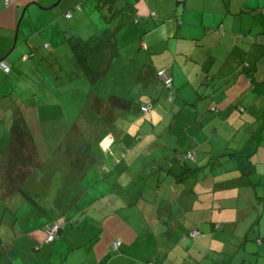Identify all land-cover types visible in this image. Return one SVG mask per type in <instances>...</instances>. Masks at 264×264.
Wrapping results in <instances>:
<instances>
[{
  "label": "rangeland",
  "instance_id": "obj_1",
  "mask_svg": "<svg viewBox=\"0 0 264 264\" xmlns=\"http://www.w3.org/2000/svg\"><path fill=\"white\" fill-rule=\"evenodd\" d=\"M75 1L77 0H62L61 3H57L58 5L52 11L56 16L51 14L49 25L45 26L41 33H37L34 36V42L39 44L37 47H44L45 44L49 46V49L43 48L44 53L42 56L49 55V57L52 56L57 59L49 62V67L47 68L41 64L47 73L49 89L46 86H42L44 79L41 74L31 75V78H34L33 82H36L37 78L39 87L42 86L41 90L39 91L38 88L37 96L24 95L19 104L25 109V112L20 116L24 118L29 131L31 130L32 132L30 133L37 140L40 159L44 163V168L39 170H37L38 167H35L36 169L26 168V174L30 173V178L20 174L19 183H21L22 179L28 180V182L23 184H26L27 190L31 192V196L39 204L42 203L49 206L53 201L56 202L58 193L61 191L60 197L65 196L62 202L64 204L63 207L68 209L69 206L76 203L75 207L80 208L81 211L71 210L73 211L75 223L71 224L65 231L67 234L65 240L68 243L64 240L65 243L62 246L46 244V240L43 241L41 236H39L41 240L36 238L33 240L35 245H39L42 250L27 251L28 254L25 257L30 259L29 263L31 264H160L162 261L165 264H174L176 261L179 264H243L245 260L243 259V253H240L237 249L241 241L238 245H235L237 239L228 238L223 232L217 234V236H212L216 235V233L214 231L210 233L211 223L205 224L203 227L197 223L193 212L194 209L191 206L192 203L199 206L200 202H203L204 205L209 203L210 207L212 203H215V207L211 209L216 210L214 211L215 218L219 223L230 218L234 221L241 214L238 213L237 208H233L238 202L245 207L247 206L248 210L256 212L252 203L257 206L258 200L254 198V188L251 185H247L246 188L251 192L252 200L247 197L243 198L244 195L242 194L244 193L242 192L222 190L227 186L225 176H221L218 183L214 184L211 175L209 176L203 171L197 174L191 172L186 180L187 183L182 185L183 191L180 192V194H183L182 198L178 201L179 203H174L176 201L175 197L179 193H174L172 189L168 188V184L165 183L167 172L161 171V175L157 172V169H153L154 175H150V171H146V174L135 176L133 174L136 172L135 169L132 172V169L127 168L130 163H128L129 158H112L103 153V149L109 147L110 143L104 141L102 149L98 140L100 136L105 137L107 130H110V126L107 128L105 124H101L102 120L106 121V118L102 114V110L98 111L93 108L91 96L100 92L107 97V101L112 95L118 99L125 98V100V96H129L127 100L131 101V110L120 112L115 103L114 106H111L112 108H106L107 111L105 110V112L107 115L109 111L110 115L112 114L111 111L117 113L115 118V121H118L115 129V132L119 135V139L116 137L117 142L121 141L122 134L128 139H133V141L129 145H125L123 149H121V146L115 145L110 152L125 151L126 155H128L131 152L129 151L130 149H133L138 142L139 145L143 141L140 140L142 135L154 139L160 137L162 140L160 143L151 145L147 150H144V145H142L136 151L137 154L139 153L140 159L148 162L154 159L155 153H164L172 159L176 158L175 153H172L171 149L166 147L163 142H167L165 138H167L168 142H174L177 137L173 132V128H168L175 118L176 110L172 112V109L177 98L167 94L165 97H161V89L158 90V94L154 97L147 94L140 97L137 95L138 89L133 85L132 69L139 66L140 63L138 59H132L131 52L133 47H136V32L134 28L144 24L142 18L135 17L139 19V24L127 23L118 29L120 16L107 22L105 16L109 15L110 12L109 7L102 3L103 0H78L74 4ZM98 3H102L101 9L97 8ZM79 6L83 7L85 13H81L78 9ZM62 11L63 14L61 15ZM70 11H73L76 18L72 21L64 20V14ZM78 15L83 16L77 20ZM139 17L141 16L139 15ZM107 26L115 31L118 29L117 38L121 48V55L115 59V63L105 79L95 85L90 84L86 79L68 82L66 80L67 74L75 68V57L67 43L68 38L74 35L88 39L92 34H101ZM66 31L72 35H65L68 34ZM16 35L10 40L12 44L17 42V31ZM6 45L9 46V42ZM48 80L46 81L47 84ZM20 81L25 83L24 79H20ZM130 96L133 100L130 99ZM32 101L35 102L36 107H31L32 112H30V109L26 106H29ZM151 104H153V111L151 109V112L144 114L141 111V107L144 105L149 107ZM151 113L155 115L156 128L154 130L156 134H152L146 124L152 118ZM111 126L113 128V125ZM12 127L10 129L6 127L1 129V132L9 130L10 140L1 136L0 149L4 148L8 151L12 141ZM0 134L2 135V133ZM5 140H7L6 147H4ZM84 140L86 143L83 142ZM128 146L129 150H126ZM250 146L247 145L244 150H247ZM85 149H87V152ZM104 150L108 151V149ZM168 151H171V154H168ZM89 152L91 155H89ZM225 153L226 148L224 147L217 155L222 156ZM142 154L145 155L142 156ZM102 156L105 158L104 160L100 159ZM27 157L25 155L23 161L29 159ZM157 157L160 158L161 155L157 154ZM263 159L262 161L258 159L257 165L255 163L256 159H254L250 165L255 164L263 168L261 163ZM224 160V157H220V159H215L214 157L213 162L216 163L218 168L219 164L224 163L226 165ZM78 164H80L79 169H77ZM190 164L189 162L188 169H190ZM205 165H200V167ZM2 166H0L1 171L4 169V166ZM193 167L196 170L198 166ZM212 168V164L207 167L210 172H212ZM222 169L223 167H220L219 172ZM167 170L168 168H165V171ZM0 174L2 175L0 192L4 188L6 189V195L9 187L8 184H4L5 176L2 172ZM86 174L95 177L94 181L92 182L91 177L86 179ZM97 179L104 183L105 186L110 185L112 187V191L107 193L106 197L100 193V186L95 185L97 184ZM248 179L246 177V181ZM251 180L262 183L260 171L252 174L250 176ZM160 182L161 185H159ZM42 186H45L44 190L39 189ZM194 186H196V194L193 191ZM218 186L222 189L216 190ZM69 188H71V191L67 193ZM113 188H117L118 191H113ZM207 190L211 191V193L206 194ZM2 195L5 196L0 193V196ZM133 195L137 196L136 200V197H134L136 203L126 210H120L118 206L119 209L116 212H106L103 209L104 207L107 208L105 203L101 204L103 200L107 199L109 200V206L112 204L116 207L119 201L126 206L127 200ZM234 195L240 200L229 199ZM91 197L98 199L95 203L96 207L93 206L94 202L90 201ZM0 198L3 199L0 201V207H6L7 204L12 205L8 210L0 208V213H3L4 217L3 223L0 220V225L3 227L0 230L2 240V242L0 240V246L3 243L12 250L18 247L23 250H29L28 246H30V240L27 237L21 235L22 237L15 238L18 230L14 231L12 229L14 223L21 221L25 226H28L31 221L29 226L32 228L44 226V229H39L44 232L48 227L45 228V226L52 220L57 219L59 214L58 209L51 207L49 216L41 213L43 216L40 217L41 211L37 210L39 218L34 219L26 215L28 210L23 207V204L35 206L31 204V201H27L21 193L14 195L10 198L11 200ZM5 198L8 197L6 196ZM206 198L210 199L209 202H207ZM100 208L103 214L97 211ZM17 215L19 220L16 219ZM101 216H104V218H101ZM25 217L31 220H27ZM115 219L119 220L120 225H110L109 222L112 223ZM124 219H127L129 223L124 224ZM158 219H163V224L160 225V227H164L163 233L162 230L157 229L158 225L154 223L159 221ZM245 219L247 221L246 216ZM39 223L41 225H38ZM253 223L251 225V233L255 234L256 237L250 244H254L256 248H264V243L259 244L257 240V232L261 230ZM222 226L226 227L227 225ZM240 226L239 223L235 225L237 228ZM252 226L254 227L253 229ZM145 229L150 233L149 236L142 234ZM194 230L199 231L200 235L198 237L190 235ZM262 231H264V224L262 225ZM69 233H71L72 239L68 237ZM158 233L160 235H157ZM261 238L264 240V235ZM118 240L124 243V247L114 251L112 242ZM56 246L58 249H55ZM2 249L0 250V255L4 256L5 259L0 264H14L10 263L9 250L7 252ZM254 256H257V254ZM23 259L25 258L23 257ZM260 259V264H264V251L261 253ZM244 264H247V262ZM248 264H255V261Z\"/></svg>",
  "mask_w": 264,
  "mask_h": 264
},
{
  "label": "crops",
  "instance_id": "obj_2",
  "mask_svg": "<svg viewBox=\"0 0 264 264\" xmlns=\"http://www.w3.org/2000/svg\"><path fill=\"white\" fill-rule=\"evenodd\" d=\"M60 1L0 0V61L7 63L11 67L9 74H6L0 69V133H2L0 137L4 136L10 140L9 130H3L1 132V129L5 127L10 129L14 125L15 118L25 112L24 107L19 105L24 95L37 96L38 88L40 91L42 86H46L49 89L47 73L41 64L47 68L49 67V62H53L57 58L49 57V55H45L46 57L43 56L40 59H36L35 57L33 60L30 59L31 61H24L22 58L25 55L31 54L33 49L39 46L38 43L36 44L34 42V36L37 33H41L44 27L49 25L51 22L49 21L51 14L56 16L53 12H49L48 7L51 5L55 7ZM125 1L128 4H132L134 12H137L141 16L139 18L144 20V24L134 28L136 32V47H133L131 52L132 59H138L140 63L139 66L133 67L132 69L133 85L138 89L137 95L140 97L147 94L154 97L158 94V90L161 89V97H165L167 92L157 76V73L162 70L167 71L171 75L175 84L177 100L174 103L172 112L176 110V114L168 128H173V132L177 137L174 142H168L167 138H165L167 142L164 141L163 144L170 148L176 156L181 153L194 152L196 161L193 163L190 162V167L195 168L193 166H198L195 174L203 171L209 176L211 175L214 184L218 183L221 176H225L227 181L226 188L222 189L218 186L216 190L222 189L228 192L231 190L234 192L239 191L244 193L242 194L244 195L243 198L247 197L252 200V194L246 188L247 185H251L254 188V198L258 200L257 206L252 203L256 212L248 210L246 208L247 206L245 207L238 202L233 208L238 209V213H241L240 217L234 221L231 218L229 220L225 219L222 222L224 224L216 220L214 213L216 210L211 209L215 207V203H212L210 207L209 203L208 205H204L203 202H200V207L192 203L191 207L194 209L193 212L196 222L202 227L205 224L211 223L210 233L212 231L216 233V235L212 236H217V234L223 232L228 238L237 239L235 245H238L241 241L242 245L239 244L237 249L240 253H243V259H245L243 264L246 262L247 264L253 263L254 261L255 264H260V255L264 251V248H256L250 242L256 237L255 234L251 233V225L253 222L261 230L257 232V240L262 239L261 236L264 235V231H262V225L264 224V0H184L182 4H178L175 0ZM37 5L48 9L42 10ZM78 9L82 14L85 13L83 8ZM70 12L72 13V18L67 19L64 17V20L72 21L76 18L73 11ZM70 12H66L65 14ZM82 16L78 15L77 20ZM20 20L21 22H19ZM19 23L20 26L18 27ZM17 30L19 31L17 42L12 44L10 40L16 35ZM66 33H68L65 34L67 36L72 35L68 31ZM7 42H9V46L6 45ZM64 43L66 42L64 41ZM41 52L42 54L44 53L43 50ZM114 63L115 60L112 66ZM34 74H41L43 76L44 82L41 87L37 83V78L36 82H33L34 78H31V75ZM20 79H24L25 83H21ZM83 79H86L90 83L86 77L82 76L76 80ZM47 80L48 84L46 83ZM76 80H68V82H75ZM125 97L126 100L125 98L122 99L126 101L125 106L128 108L118 109L120 112L131 110V101L127 100L129 96ZM90 98L93 100V108H96L98 111L102 110V114L106 118V121L102 120L103 122L101 124H105L107 128L110 126V130H107L105 137L100 136L98 140L99 146L102 149L104 147L102 146L104 141L110 143L108 145L109 147L104 148L108 149V151L103 149V153L107 154L108 157L129 158L128 163H130L127 165V168L132 169V172L135 169L136 172L133 173L135 176L146 174V171H150V175H153L152 169L154 167L151 162L154 160L161 164L163 168L169 167L174 175L184 173L182 166H176V158L172 159L167 154L155 153L154 159L150 162L139 158V153L137 154L136 151L141 148L140 146L144 145V150H147L151 145L160 143L162 141L160 137L154 139L142 135L140 140L143 141L139 145L138 142L130 150L129 146L126 147V150L131 151L128 155H126L125 151L111 153L110 151L115 145H118V147L121 146V149H123L133 139H128V137H124V134H122L121 141L119 140L118 143L116 140V137L119 139V135L115 132L118 124V121H115L117 113L111 111L112 114L110 115L109 111L107 115L105 112L106 109H104L106 106H103L101 103H108L111 99L115 98L114 95L108 101L106 100L107 97L100 92ZM130 99L133 100L131 96ZM151 105L153 108V104ZM145 106L147 105L142 107ZM26 107L32 112L31 107H36L35 102L32 101ZM154 117L155 115L153 113L151 120L146 122L152 134H156L154 130L156 128V120ZM111 125H113V128ZM32 137L40 158L37 140L34 136ZM83 142L86 143L85 140ZM232 144L234 146L231 147ZM6 145L7 140L4 141V147ZM247 145L251 146L247 150H244ZM224 147L226 148V152L232 148L236 155L230 157L229 165L222 163L217 168L213 159L214 157H220L217 154ZM10 148L11 144L8 151L4 148L0 149V166H8ZM85 150L87 152V149ZM171 151H168V154H171ZM157 154H160L161 157L158 158ZM89 155H91L90 152ZM144 155L142 154V156ZM100 159L104 160L105 158L102 156ZM254 159H256V165L258 164V159L260 161L263 159V162H261L263 168L255 164L250 165ZM203 164L206 165L200 167ZM210 164L213 165L212 172L207 169ZM170 165L173 166L170 167ZM220 167H223L221 172H219ZM79 168L80 164L77 166V169ZM257 171H260L262 183L255 180L250 181V176ZM0 172L4 175L3 171L0 170ZM208 175L206 176L208 177ZM85 177L86 179L91 177L92 182L95 178L88 176V174ZM246 177L249 178L247 181ZM1 178L2 175L0 174ZM186 180L184 182H178L172 175L171 177L167 176L165 179L168 188L172 189L174 193H179L175 197L176 201L174 203H177L182 198L183 194H180V192L183 191L182 185L187 183ZM5 183L6 179L4 181ZM95 185L100 186V193L104 194L102 195L104 197L112 191L110 185L105 186L98 179ZM44 188L45 186H42L39 189L44 190ZM260 188L261 190H259ZM5 190L2 188V192L0 193L5 195ZM69 191H71V188L68 189L67 193ZM113 191L116 192L118 190L117 188H113ZM193 191L195 194L197 193L196 186H194ZM59 192L57 201L50 203V207L58 208V211H66L67 209L63 207L64 204L62 203L65 196L60 197L62 193L61 191ZM208 193H211V191L206 192V194ZM14 195H18V193ZM14 195L6 192L5 196L2 195L0 197L10 199ZM6 196L8 198H5ZM229 199L240 200L236 198V195ZM2 200L0 198V201ZM97 200L92 197L90 198V201L94 202L93 206L95 207L97 206L95 204ZM206 200L209 202L210 199L206 198ZM108 201L105 199L101 204L103 205L105 203L107 208L104 207L103 209L106 212L110 211L112 213L116 212L119 207L120 210H126L136 203L134 196L129 197L126 206H124L123 202L119 201L116 205L117 208L112 204L109 206ZM40 206L43 210H40L39 216H49V206L42 203ZM11 207L12 205L7 204L6 207L1 206L0 208H6L8 210ZM23 207L30 211V213L26 211V215L34 219L39 218L37 216V210L33 206H28L24 203ZM97 211L102 213L101 208ZM59 215L60 212L57 216ZM245 216L247 217V221ZM70 218H72L71 214L68 215V218L57 219L63 222V220L68 221ZM101 218H104V216H101ZM16 219L19 220L18 215ZM0 220L2 223L4 222L3 213H0ZM27 220L31 219L27 218ZM68 223L65 226L62 238L52 244H58V246L64 245L65 241H67L65 240L67 236L65 231L68 229ZM109 223L110 225H120L117 219ZM127 223L129 221L124 219V224ZM154 223L158 225L157 229L162 230L163 233L164 227H160L163 224V219ZM238 223L241 226L237 228L235 225ZM30 224L31 221L29 222ZM29 225L25 226L23 222L18 221L12 227L14 231L18 230L15 238L24 236L30 240L29 250H23L19 247L13 250L9 249L8 255L13 257L11 262L14 264H31L29 263L30 259L26 258L25 255L28 254L27 251H37L38 247H40L39 245H35L34 238L38 240L42 238L43 241L46 240L47 226H50L51 222L45 226L47 228L44 232L39 230L44 229V226L32 228ZM38 225H41V223ZM222 225L227 226L223 227ZM2 229L3 227L0 225V230ZM160 233L157 235H160ZM142 234L149 236L150 233L145 229ZM68 237L72 239L71 233H69ZM114 243L115 241L112 242V247ZM123 247L124 243L122 242L120 249ZM55 249H58V247L56 246ZM254 253H259L260 255L257 254V256H254ZM1 257L4 256L0 255ZM160 264L165 263L162 261ZM174 264L179 263L176 261Z\"/></svg>",
  "mask_w": 264,
  "mask_h": 264
},
{
  "label": "trees",
  "instance_id": "obj_3",
  "mask_svg": "<svg viewBox=\"0 0 264 264\" xmlns=\"http://www.w3.org/2000/svg\"><path fill=\"white\" fill-rule=\"evenodd\" d=\"M61 1H60V3H61ZM183 1L184 0H182V1L176 0V2L178 4H182ZM102 3H104V5L109 7L110 13H109V15L105 16V20L107 22H110L115 17L120 16L118 29L127 23H135V24L140 23L139 19L135 18V17L139 18V15L137 12L136 13L134 12L133 5L128 4L125 0H103ZM102 3H98V6H97L98 9L102 8ZM53 6L54 5H51L50 7H48L49 12H52L53 9L56 8V6L55 7H53ZM38 7L42 10L45 9V7L44 8L41 6H38ZM48 8H46L45 10H47ZM78 8L81 9L83 7L79 6ZM67 14H64V17L67 19H71L72 13L70 12ZM21 20H22V18H21ZM21 20H20V22H21ZM19 26H20V23H19L18 27ZM18 30H17V32H19ZM117 30L116 31L112 30L111 28H109L107 26L101 34L93 35L88 39H83L81 37H76V36L70 37L68 39L67 43H68L71 51L73 52V55H75L74 56L75 57V68L72 71L68 72L67 77H66L67 80L74 81L77 78L82 76V77H86L90 81V83H92V84L101 82L107 76L108 71H109L110 67L112 66L113 61L121 55V48H120L118 38H117ZM43 48L49 49V46L45 44L44 47L34 48L33 51L31 52V54L25 55L22 59L24 61H27V60L29 61L30 59H34L35 57H36V59L42 58L43 56H42L41 50H43ZM1 62H3V61H0V63ZM5 64L10 68V71L8 73L5 71L4 72L6 74H9L11 72V67L7 63H5ZM51 71L53 73V69ZM161 72H166L167 74H168V72L165 70H162V71H159L157 73V76L160 79V81L162 82L165 91L167 92V94L169 96L176 97V88H175L174 81H173L172 87H170V88L167 87L160 77ZM169 76L171 77V75H169ZM59 78H62V77H59ZM101 103L103 106H106V107H104V109L112 108L111 106H114L115 103L117 104L116 106L118 107V109H120V108L127 109L128 108L127 106H125L126 101L123 99H118V98H113L106 104L104 102H101ZM147 108L149 110L145 112V111H143V107H141V111L144 114L151 112L152 105L147 107ZM240 130H242V129L240 128ZM12 132L13 133H12L11 148H10L9 155H8L9 162H8V166L6 165L3 169V173L5 175L6 183L8 184V187H9L8 193H11L12 195H14L15 193H21L27 201L32 202L31 204L35 206L34 207L35 210H41V209L43 210V208L40 206V204L31 196V192L27 190L26 184H23L24 182H28V180L22 179L21 183H19L20 182L19 181V175L20 174H23L24 176L30 178V176H29L30 173H29V175L26 174L25 170L36 169L35 167H38L37 170L44 168V163L39 158L37 147L35 145L34 139L32 137V134L30 133L28 127H27V124H26L24 118H21V116H18L15 118V122H14ZM189 154H192L194 156V159L188 158ZM25 155H27L28 156L27 158H29V159H26L25 161H23ZM179 155H181V156H179ZM179 155L176 156V160H177L176 166H180V167L182 166L183 167V169H184L183 174L174 175L173 171L169 167H165V168H168V170L165 171V168H163V166L155 160L151 162V163H153L152 164L154 167L153 169H155V170L157 169V172H159L160 174H161V171L163 170L164 173L167 172L166 173L167 176L171 177V175H172L175 178V180H177L178 182H184L190 176L191 172L194 173L198 170V169L195 170L194 168H191V167H190V169L187 168L188 164H189L188 162L193 163L196 161V156H195L194 152H186V153H181ZM235 155H236L235 151L231 148L225 154H223L220 157H224L225 158L224 162L226 163V165H229L230 157L235 156ZM179 157H182V158H179ZM220 157H218V158L215 157V159H220ZM172 166L173 165H170V167H172ZM153 175H154V173H153ZM159 185H161V182L159 183ZM133 196L136 197L135 198V200H136L137 196H135V195H133ZM76 205L77 204L75 203V204L69 206L66 211H63V210L58 211V213L60 212V215L57 216V218H60V219H64L65 217L68 218L69 214L72 215V218L68 219V221L63 220V222L60 219L52 220L51 225L48 226V228H47L46 244H52V243L56 242L57 240L61 239L62 235L64 233V230H65V226L68 222H69L68 228L71 224L73 225V223H75V221L73 220V211H76V210L81 211L80 208L75 207ZM49 209H51L50 205H49ZM56 209H58V208H56ZM71 210H73V211H71ZM67 212H69V213L67 214ZM55 224H59L61 226V229L58 232L55 239L53 241L49 242L48 241V232ZM194 231L197 232V235H195V236L192 235V233ZM194 231H192L190 235L192 237H198L200 235L199 231H197V230H194ZM201 235H202V232H201ZM118 241H120V240H118ZM1 242H2V240H1ZM116 242L117 241H115V243ZM120 243L122 244L121 241H120ZM258 243L263 244L264 240L260 239L258 241ZM114 244H113V250L116 251L120 248L121 244L116 249L114 248ZM1 245L2 246H0L1 247L0 250L3 248L2 250H6L8 252V250L10 249L9 246L4 245L3 243ZM41 249H42L41 247H38L37 251H40ZM256 254H259V253H256ZM3 259H5V257L0 258V263L2 262ZM10 259L12 260L11 257H10ZM10 263H13V262H10Z\"/></svg>",
  "mask_w": 264,
  "mask_h": 264
},
{
  "label": "built area",
  "instance_id": "obj_4",
  "mask_svg": "<svg viewBox=\"0 0 264 264\" xmlns=\"http://www.w3.org/2000/svg\"><path fill=\"white\" fill-rule=\"evenodd\" d=\"M179 1H182V0H179ZM0 68L5 71V72H9L10 71V68L4 63V62H1L0 63ZM160 77L162 79V81L164 82V84L167 86V87H172L173 85V79L166 73V72H161L160 73ZM149 109L147 107H143V111H148ZM188 158L190 159H194V156L192 154H189L188 155ZM61 229V226L59 224H55L48 232V241L51 242L55 239V237L57 236L58 232L60 231ZM193 236L197 235V232L194 231L192 233ZM120 241H117L115 244H114V248L116 249L117 247L120 246Z\"/></svg>",
  "mask_w": 264,
  "mask_h": 264
}]
</instances>
